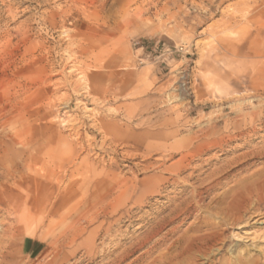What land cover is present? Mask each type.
Listing matches in <instances>:
<instances>
[{
    "label": "rangeland",
    "instance_id": "obj_1",
    "mask_svg": "<svg viewBox=\"0 0 264 264\" xmlns=\"http://www.w3.org/2000/svg\"><path fill=\"white\" fill-rule=\"evenodd\" d=\"M263 149L264 0H0V264H168ZM225 233L210 264H264L263 224Z\"/></svg>",
    "mask_w": 264,
    "mask_h": 264
},
{
    "label": "bare ground",
    "instance_id": "obj_2",
    "mask_svg": "<svg viewBox=\"0 0 264 264\" xmlns=\"http://www.w3.org/2000/svg\"><path fill=\"white\" fill-rule=\"evenodd\" d=\"M53 17H55V16H53ZM181 79H182V81L180 82L181 86L178 88V90L185 92L186 88H187V86H186L187 82L185 81L184 76H182ZM84 81H85V84L82 87V89H84L83 93H85V95H86V94H88L87 89L90 86H88L87 85L88 83H86L85 75H84ZM66 107H68V106H66ZM129 118H130V116H129ZM95 120H92V122H94ZM99 122H100V120H99ZM99 125H101V124H99ZM100 128H102V127L100 126ZM104 130L106 131L107 129H104ZM127 131H129V130H127ZM146 134L147 133H145V135ZM75 135L78 138H82V135H81L79 129L75 130ZM10 139H11V141L9 143V147L11 149L10 148L9 149L11 150V154L15 155L16 151L14 150L13 145L16 144L17 141L14 138H10ZM163 142H164V140H163ZM20 143L22 144V147H23L22 150L20 151V153L26 159L34 158V160H35V158L41 157L40 159L43 158V160L46 162L51 161V166H49L50 170L48 172L47 171L43 172V175H45V174L46 175H55L56 172H58L57 169H59L61 171L63 170L65 173L68 172L69 175H74V173L76 171H78V169L70 170L72 162L76 157L74 158V156L72 154V152H73L72 145L69 143L65 142L64 144L58 143L56 145H51V146H42L41 144L35 142L34 140L32 141L31 139L23 140V142L20 141ZM133 143H134V141H133ZM82 146L83 145H82V141H81V147ZM68 153L71 154L72 162H70V163L68 162V160H65L63 158ZM244 154H243V156H244ZM241 156H242V154H241ZM246 156H253L252 158H260L261 156H264V149L260 150V151H252L251 153L249 152V154H247ZM238 158H236L234 160L232 159V161L230 160L229 162L231 164H233V163L235 164V163H237L238 160L240 161V159H241V157H238ZM246 159H247V157H246ZM249 160H247V161H249ZM31 161H32V159H31ZM36 161H39V160H36ZM82 162H84V159L81 160V163ZM223 167H225V166H223ZM228 167H230V165ZM217 170H216V172H218V174L227 173L226 169H223V168H220V170H218V171ZM223 176L224 175H221V174L215 175V177L213 176L214 178L210 182H208L204 187H208V186L215 187L217 181L218 180L220 181V179H222ZM75 185H77V184H75ZM73 193H75V192H73ZM46 194L47 193L44 192L45 197H46ZM199 195L200 194L197 190L194 198H192V201L196 205H199V202H200V199L198 198ZM196 197L198 198L197 200L195 199ZM39 199H40V197H35L33 199L32 204L35 205V207L40 205ZM44 200H46V199L44 198ZM190 202H191V199H190V201H188V203H190ZM213 202H215L216 205L220 204V203H225L226 206L222 209H219V211L215 212L216 205H212L213 203L208 204V205H205L204 207H202L204 209L203 211L206 214L205 215L200 214L199 216L197 214V216H196V219L198 220L196 225L207 226L208 229L213 230V231L207 232V233L204 232L202 234L193 235V236H189V237L185 238L184 239V247L183 248L181 247L180 253L174 258L176 260L168 258L167 259L168 264H182V263L183 264H205V263L210 264L212 262L210 259L214 255V253L222 251V249L224 248V243H225V240L227 238V235L225 233L226 231H228L229 229H232V227H235V229H236V227L247 228V227H254V226L260 225V224L264 225V212L262 210V207L264 205V168H261L260 170H256L254 172H251L249 176L240 177L237 180V183H235V185L233 187L231 186V188L225 189L224 191L219 193V195H216ZM21 203H27V199L22 197L21 201L18 205H20ZM197 207H200V205ZM212 217L217 218L218 221L215 222L214 220H211ZM262 237L264 238V233H259V234L247 233V235L245 236V238H247L249 240L250 239L255 240V242H257V243L260 242V239ZM262 253H264V252L262 251ZM200 259H203V261H199ZM209 261H211V262H209ZM212 264H214V263H212ZM240 264H243V262L240 261ZM255 264H257V263H255Z\"/></svg>",
    "mask_w": 264,
    "mask_h": 264
}]
</instances>
